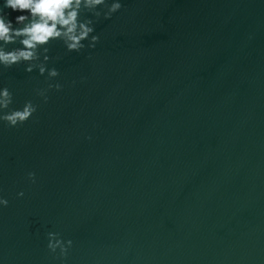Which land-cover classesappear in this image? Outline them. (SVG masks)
Wrapping results in <instances>:
<instances>
[{"label": "water", "instance_id": "1", "mask_svg": "<svg viewBox=\"0 0 264 264\" xmlns=\"http://www.w3.org/2000/svg\"><path fill=\"white\" fill-rule=\"evenodd\" d=\"M119 2L57 77L0 67L37 105L0 122V264H264V0Z\"/></svg>", "mask_w": 264, "mask_h": 264}, {"label": "clouds", "instance_id": "2", "mask_svg": "<svg viewBox=\"0 0 264 264\" xmlns=\"http://www.w3.org/2000/svg\"><path fill=\"white\" fill-rule=\"evenodd\" d=\"M122 5L119 0H3L0 4V67L11 68L14 65L25 64L24 71L31 73L38 70L39 75L47 71L51 80L59 75L55 68H46L50 59L49 45L53 41L62 42L66 52H80L87 47L93 48L99 41L98 35H93V24L101 15L110 19ZM12 13H19L10 19ZM99 9V10H98ZM85 13L94 19L88 18ZM9 45H16L9 47ZM59 59V57H56ZM59 91V83H48L47 88L37 90L36 94L47 102V91ZM13 95L7 87L0 88V122L8 127L22 125L37 111V105L31 100L25 101L21 109H10ZM28 179L34 181L35 173L29 172ZM23 196V192L17 193ZM8 201L0 197V206H7ZM47 248L51 253L59 249V256L64 258L72 241H62L58 233L49 232Z\"/></svg>", "mask_w": 264, "mask_h": 264}]
</instances>
